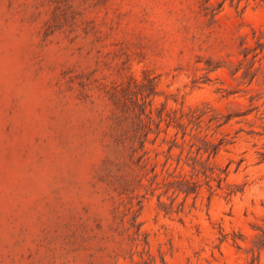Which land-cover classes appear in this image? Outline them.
Returning a JSON list of instances; mask_svg holds the SVG:
<instances>
[{
	"label": "rangeland",
	"instance_id": "rangeland-1",
	"mask_svg": "<svg viewBox=\"0 0 264 264\" xmlns=\"http://www.w3.org/2000/svg\"><path fill=\"white\" fill-rule=\"evenodd\" d=\"M0 264H264V0H0Z\"/></svg>",
	"mask_w": 264,
	"mask_h": 264
}]
</instances>
